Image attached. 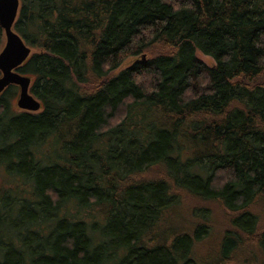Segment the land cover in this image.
I'll use <instances>...</instances> for the list:
<instances>
[{"label": "trees", "instance_id": "16d2710c", "mask_svg": "<svg viewBox=\"0 0 264 264\" xmlns=\"http://www.w3.org/2000/svg\"><path fill=\"white\" fill-rule=\"evenodd\" d=\"M19 1L13 31L31 54L17 72L41 108L13 112L15 86L0 95V166L18 194L0 195V264H229L245 251L264 264L250 211L264 202V0ZM181 196L237 215L219 257L193 256L207 225L163 222Z\"/></svg>", "mask_w": 264, "mask_h": 264}, {"label": "rangeland", "instance_id": "374dc122", "mask_svg": "<svg viewBox=\"0 0 264 264\" xmlns=\"http://www.w3.org/2000/svg\"><path fill=\"white\" fill-rule=\"evenodd\" d=\"M5 45V36L4 41L1 43L0 52ZM197 57L204 64L211 66L214 64V61L201 53H197ZM145 58V55L142 56ZM1 76V73H0ZM14 95L11 98L10 103L12 104V110L15 113L25 112V113H33L27 110L19 109L17 106V101L19 98L20 88L14 87ZM30 93V92H29ZM31 95V94H30ZM40 112V111H39ZM0 150V153H2ZM2 157V155H1ZM9 168V167H8ZM7 171L3 166H0V195L3 194V189L11 188L14 192L9 191L11 197L15 198L18 194H16L14 185H9L10 182L8 178ZM32 186L34 187V183ZM32 192L30 190H25L20 194V197L26 198V201L30 202ZM6 200L2 198V203H5ZM182 203V204H181ZM181 203L179 202L173 211H170L167 214L163 222L167 224L170 229H173L177 232H192L198 225H207L209 227V235L204 240H201L194 246L193 256L200 261L205 260H213L215 257H219V243H221V237L226 231H233L230 227V219L232 217H236L237 215H230L227 211H225L219 204L217 203H208L207 206H203L202 203L193 201L186 196H181ZM18 207L16 208V210ZM67 213L70 215L72 212L70 209H65ZM250 211L258 217V228L259 230H264V202L262 203H254ZM203 214V217L201 216ZM16 216V215H14ZM59 218V217H58ZM14 222V221H13ZM45 225V223H43ZM49 229V228H48ZM48 229L45 233L48 232ZM4 234V232H2ZM16 238V243H18V238ZM253 248L250 251L253 252ZM250 255V257H249ZM251 258V259H249ZM232 261L237 264H263V259L258 254H250L247 251L240 252L237 259L230 260L229 264H232Z\"/></svg>", "mask_w": 264, "mask_h": 264}, {"label": "water", "instance_id": "95a60500", "mask_svg": "<svg viewBox=\"0 0 264 264\" xmlns=\"http://www.w3.org/2000/svg\"><path fill=\"white\" fill-rule=\"evenodd\" d=\"M19 9V0H0V28L5 36V45L0 52V95L9 86H17L20 88L18 108L36 112L41 105L29 93L31 79L17 72L31 54L23 39L13 31Z\"/></svg>", "mask_w": 264, "mask_h": 264}, {"label": "flooded vegetation", "instance_id": "af4514ba", "mask_svg": "<svg viewBox=\"0 0 264 264\" xmlns=\"http://www.w3.org/2000/svg\"><path fill=\"white\" fill-rule=\"evenodd\" d=\"M12 86H14V85H12Z\"/></svg>", "mask_w": 264, "mask_h": 264}]
</instances>
